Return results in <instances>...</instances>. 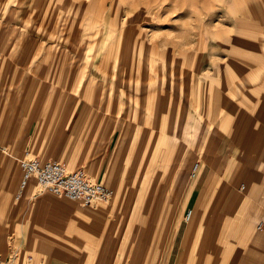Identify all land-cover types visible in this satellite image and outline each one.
<instances>
[{
	"label": "rangeland",
	"instance_id": "1",
	"mask_svg": "<svg viewBox=\"0 0 264 264\" xmlns=\"http://www.w3.org/2000/svg\"><path fill=\"white\" fill-rule=\"evenodd\" d=\"M110 55L119 74L112 101L107 81L97 78V63ZM77 64L87 65L82 84L75 77ZM147 88L157 92L137 93ZM0 94L3 103L16 104L34 124L33 141L17 155L27 147L42 157L53 154L62 124L84 95L77 122L98 123L79 151L63 155L76 153V165L87 174L104 156L115 124L124 123L110 165L117 176L103 180L114 190L109 203L83 207L36 186L16 201L17 160H11L8 173L0 171L1 197H6L0 200V218L26 233L25 244L14 246L15 253L0 242V258L16 256L14 264L29 255L43 264H147L154 258L149 264H165L171 232L149 238L140 207L143 200L160 195L165 170L186 172L183 185L192 188L196 163L221 174L217 169L225 159L224 178L232 191L230 199L228 192L218 199L219 215L239 192L244 168L257 167L264 176V0H0ZM148 98L154 103H147ZM224 139L236 149L221 155ZM2 157L0 149V166ZM115 184L123 187L122 200L134 202L120 214L110 209L119 196ZM52 200L64 205V215L53 209ZM70 204L86 213L85 239L74 234L62 239L77 215ZM33 215L42 222L37 225L41 233L33 234ZM119 216V228L113 225L117 235L104 233L100 219L117 222ZM222 227L214 231L212 226L206 233L210 236L200 247L199 264H222L234 246L236 240ZM110 240H115L111 248ZM191 245L189 240L184 245L183 264ZM147 251L151 254L144 256Z\"/></svg>",
	"mask_w": 264,
	"mask_h": 264
},
{
	"label": "crops",
	"instance_id": "2",
	"mask_svg": "<svg viewBox=\"0 0 264 264\" xmlns=\"http://www.w3.org/2000/svg\"><path fill=\"white\" fill-rule=\"evenodd\" d=\"M239 48V46L234 47L235 50L237 49L236 51H240ZM244 51L245 50H241V52ZM246 51L252 55H255L254 51L252 50ZM97 64H99L97 65L99 72V76H97V78L99 80L101 79L100 81H107V96L112 101L113 96H117V76L119 75L118 72L115 73L113 71V57L111 55L109 57H102ZM77 65L78 70L76 71L75 77L77 82L82 84L83 77L88 71L87 65L81 67H79V64ZM129 68H131V70L129 71V74H126L127 77L130 78L134 71H132V65ZM71 75H68V77L72 78ZM104 86V84L100 85L102 92ZM143 90L144 92H147V95L150 96L152 93L157 92V89L155 90L154 88H147L142 90L139 89L137 93L141 94ZM121 91L125 92V88L122 87ZM132 91L133 89L129 88V92ZM126 93H128V91H126L125 94ZM83 98L84 95L80 94L71 114H68L66 120L62 124V130L55 146V151L53 154H47L46 158L42 157L39 153H33L31 149L27 147L24 149L23 153L17 155L21 152L23 145L27 141L28 143L33 141L34 124L33 121L29 122V116L26 114H21L22 111L17 109L16 104L6 105L3 103V97L0 94V149L4 154V158L2 157L3 161L2 165L0 166V171L1 174H3V170H5V173H8L11 165L13 164L11 160H17L19 178L14 193V199L16 201L23 200L33 187H38L36 181L32 180L25 190L23 196L20 199H16V194L19 190V185L22 179V171L19 161L24 157H37L42 160H55L62 162L70 170L84 169L87 171L84 166L76 165V158L78 157L76 153L71 158L67 157V152L70 153V150H78L79 146L81 145V141L87 139L90 136L89 134H93V129L98 123L95 120L77 122V118L80 116L82 108L80 107L79 101ZM147 103L151 105L154 102L148 98ZM123 124L124 123H120L119 121L115 124L104 156L97 167H93L89 170V176L93 180L103 183V180L105 182H109L111 179L116 178V167L114 166L110 168V165L114 157L116 143L121 134ZM35 130V133H38L37 131H39V126H37ZM41 134L47 135V132L45 134L41 132ZM38 139L41 140L42 136H39ZM228 146L229 143L226 139H224L218 148V151L221 155L224 151H226L227 148L229 152H232L236 149L235 146H233V148ZM66 150L67 152L65 155H63ZM62 158L65 161L61 160ZM224 164L225 159H223L217 169L219 172H221V174L212 173L211 167L207 168L209 165L200 168L196 175L198 178L192 188H188L183 185V183H186L187 180L186 172L174 169L167 171L165 170L163 174L164 180L159 190L160 195L156 198L143 200L140 203V207L143 208L141 211L143 231L148 233L149 238L159 239L162 238V233H166L168 231L171 232L170 240L164 251L165 264H183L181 262V258L185 249L184 245L188 240L192 242V245L190 246V257L188 262L184 264H199L200 247L204 239L210 236L206 235V233L212 226L214 227V231L215 227L221 228L223 226L222 232L228 234L230 238L236 240L234 246L229 250L228 255L222 264H264V204L262 200V198H264V176L262 173H260L257 167L253 166L244 168L241 171L242 180L241 188L238 189L239 192L236 191L234 193V198L232 197L233 199L229 201L227 207L223 206V208H226L224 212L222 211L224 215H219L216 211L217 205L219 204L218 199L222 196L223 192H228V199H230V191H232V188H230L229 185L230 183H227V180L224 178L227 175L226 168L224 169ZM107 170L110 171L109 180L105 179L108 173ZM1 174L0 179L2 178ZM231 181H233V183L236 182L235 179H231ZM116 185L118 184H115V186ZM114 188L115 193L117 192L119 196L116 205L113 206L112 203L110 209L115 210V213L120 214L122 213L121 210L123 208L134 206L132 205L134 203L133 201L129 202L122 200L123 192L121 191H123V187L121 184ZM204 191H206V193ZM203 192L205 195H203ZM46 194L61 198L60 196L54 195L52 193ZM2 198L4 199L6 197L3 195L1 197L0 190V200ZM8 199H10L9 196ZM52 202L54 205L53 209H56V211L60 212L62 211V215H64V205L59 204L58 200H52ZM70 207H72V211L77 213V215L74 218L73 225L69 226L70 231L67 233L69 235L65 236L66 233H63L62 239H70V234H74V236H77L76 238L79 240L85 239L88 235L85 231L86 217L84 214L86 213L85 211L82 212L77 209V206L74 204H70ZM99 210L104 211L105 209L102 206V208ZM189 210L192 211V215L189 219H187L186 215ZM100 220L103 221L102 227L104 233L108 232L109 234L114 233L115 236L117 235V229L121 224L120 216L117 217V222L113 219H110V217H102ZM39 222L42 223L39 221V218H37L36 215H33V224H35L33 234L41 233V229L37 226ZM107 222L112 223L108 224ZM9 223V220L6 222L0 218V242H4V245H8L9 250H13L15 253L16 249L14 246L19 249L25 244L26 233L23 231H18L16 226L10 228L11 226ZM5 224H8L9 226L6 227ZM113 225H118L116 231L114 230ZM219 225L222 226L220 227ZM46 233L49 232L46 231ZM114 238H111V240ZM111 240L109 245L110 248L115 242V240H113V244H111ZM154 253L155 251L152 252V254ZM149 254H151V252L147 251V253H144V256H148ZM31 256H26L23 261H33V257ZM121 256L124 255L121 253ZM129 258L131 259V257ZM6 260L7 262L11 263L16 260V256H9L6 258ZM155 261L156 260L152 258L150 261L146 260V263L149 264L150 262ZM213 261L214 260H212V262ZM34 262L37 264H43L41 262ZM50 263L53 264L52 261ZM141 264H143V262Z\"/></svg>",
	"mask_w": 264,
	"mask_h": 264
},
{
	"label": "built area",
	"instance_id": "3",
	"mask_svg": "<svg viewBox=\"0 0 264 264\" xmlns=\"http://www.w3.org/2000/svg\"><path fill=\"white\" fill-rule=\"evenodd\" d=\"M22 179L16 199H20L32 180L45 193L66 197L82 206H95L108 203L114 196V190L102 182L93 180L84 169L70 170L65 164L55 160H42L37 157H24L19 161ZM199 164L193 166L192 176L196 177ZM192 211L187 212V219ZM0 264H14L0 258ZM17 264H37L25 260Z\"/></svg>",
	"mask_w": 264,
	"mask_h": 264
},
{
	"label": "bare ground",
	"instance_id": "4",
	"mask_svg": "<svg viewBox=\"0 0 264 264\" xmlns=\"http://www.w3.org/2000/svg\"><path fill=\"white\" fill-rule=\"evenodd\" d=\"M114 196H115V195H114ZM114 196H113V198H115ZM115 201H116V200H115ZM28 206H29V205H28ZM202 243H203V242H202ZM204 245H205V244H204ZM183 256H184V255H182L181 261L183 260ZM199 257H200V256H199Z\"/></svg>",
	"mask_w": 264,
	"mask_h": 264
}]
</instances>
